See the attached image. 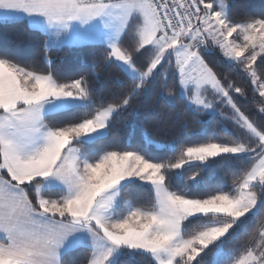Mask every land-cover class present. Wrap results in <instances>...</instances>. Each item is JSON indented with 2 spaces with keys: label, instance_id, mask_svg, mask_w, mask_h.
I'll return each mask as SVG.
<instances>
[{
  "label": "trees",
  "instance_id": "1",
  "mask_svg": "<svg viewBox=\"0 0 264 264\" xmlns=\"http://www.w3.org/2000/svg\"><path fill=\"white\" fill-rule=\"evenodd\" d=\"M226 19L241 22L264 21V0H225ZM47 35L31 28L25 20L0 21V61L31 73L50 75L57 83L79 81L89 103L47 114L45 124L50 129L65 130L93 119L97 112L117 106L107 133L92 141L75 140L74 144L89 160L107 153H139L144 159L160 166L166 189L181 198L205 200L217 194L233 198L235 187L241 185L263 155L249 132L229 117L224 105L219 112L209 114L191 108L180 93V79L175 67L164 60L153 75L140 80L132 78L102 43L47 48ZM131 33L121 40L123 49L131 54L136 65L148 66L150 50L136 52ZM205 64L215 73L224 88L239 91L231 94L236 112L246 117L253 127L264 134V97L257 92L247 75L243 62L230 63L222 52L199 49ZM255 73L264 80V53L254 63ZM218 96L215 97L217 99ZM224 102H221V105ZM231 109V107L229 108ZM232 110V109H231ZM238 110V111H237ZM235 112V111H234ZM150 141V142H149ZM151 141L165 146L158 148ZM172 144L173 147H170ZM247 146L250 153L220 155L204 162H190L181 169L179 162L187 159V150L209 145ZM25 185L30 201L39 209L33 184ZM259 200L255 213L239 221L231 216H196L184 222V236L192 239L202 229L212 225L207 220L233 224V231L222 241L225 254L216 258L217 245L206 249L192 264H232L245 254L264 223V189L254 187ZM47 198L60 199L63 191L46 190ZM121 206L115 214L124 216L126 206L142 211L155 209L152 188L132 180L120 189ZM92 248L81 245L64 253L60 264H89ZM114 264H155L141 252L125 250ZM176 264H182L178 261Z\"/></svg>",
  "mask_w": 264,
  "mask_h": 264
},
{
  "label": "rangeland",
  "instance_id": "2",
  "mask_svg": "<svg viewBox=\"0 0 264 264\" xmlns=\"http://www.w3.org/2000/svg\"><path fill=\"white\" fill-rule=\"evenodd\" d=\"M195 1L200 10L199 19L189 29L177 35H167L162 31L153 8L146 0H95L88 3L91 5L90 7L78 10L79 16L82 17V23L74 22L73 29L70 30L73 35L85 37L86 40L104 43L109 48L112 59L132 78L144 80L147 76H151L158 66L167 59L169 64L175 67L180 79V93L186 98L188 105L195 110L215 114L219 110L214 103H221L224 100L222 105L219 104L220 108H224V104L228 105L226 109L230 111L229 117L249 132L258 144L257 151L263 150V155L243 183L235 187L237 196L230 198L223 194H217L205 200H189L170 193L163 183L160 166L144 159L139 153L131 152L130 156L124 158H122L123 153H116L120 156L112 153L107 154L109 158L103 160L108 162L103 165L105 172L98 174V181L94 185V190L98 186L100 192L99 197L94 200L93 206H96L100 201L102 207L97 208L99 214L96 219H99L96 224L101 230V236L97 243H92L94 250L92 264H114L125 250L147 254L155 264H176L178 261H182V264H192L213 245H217L215 256L220 258L225 254L222 241L233 231V224L207 220V223H212L211 226L202 229L192 239H187L184 236V222L196 216L209 215L231 216L235 221H239L243 216L257 211L259 200L253 188L262 187L264 189V134L256 130L238 110L236 112L231 94L239 93V91L233 89L230 92V89L223 87L215 73L201 58L199 49L212 50L213 47H216L228 62H243V67L250 77L253 88L264 97V80L259 78L254 70L255 61L264 53V21L233 24L226 19L228 3L225 0ZM138 3L141 13L136 11ZM140 14L143 16L142 18ZM132 19H134V23L131 29L136 32L133 48L136 52H140L148 47L147 49L153 52L148 66L144 70L136 67L133 59L123 51L121 44L119 45V41ZM43 30L52 29L43 24ZM182 33L184 37L181 39L179 35ZM30 75L38 79L40 88L38 94L34 96V107L41 105L39 104L40 100H49L46 102L47 104L42 105L50 106L49 108L55 106L50 109L55 111L72 104L90 102L88 98L84 99L78 94L77 85L73 86L78 90L77 94L72 93L76 96L69 97L67 96L69 93L60 86L55 89L52 87L51 82L54 85L60 83L57 84L50 75ZM15 80L17 79L14 74L7 75L4 71L0 72V90L4 91V95L15 96L16 100H21L26 93L21 94L14 83ZM216 96L220 97L221 101L218 98L214 99ZM26 97L29 98V96ZM29 107L30 105L27 106V108ZM230 107L232 110L229 109ZM117 110V106H109L97 112L93 119L82 123L80 128L68 131L73 136H80L83 141H92L107 133L110 120ZM65 130L67 131V129ZM67 134L61 136L57 134L55 167L45 177L44 184L38 189V193L52 182H64L69 176L67 163H64L66 156L61 155L60 146L61 142L67 141V138L65 139ZM151 142L158 148L165 146L159 141ZM169 146L173 147L172 144ZM250 152L251 150L243 145L215 144L191 148L187 150V159L179 162L177 168L181 169L187 163L204 162L220 155H240ZM75 168L73 165V173ZM132 180H139L152 188L155 195V209L142 211L127 205L124 216L119 217L115 211L121 206L120 189ZM80 191L84 192L83 189ZM38 193H36L37 204L40 209L46 210L47 208L43 204L45 198L40 197ZM80 194H82V198H74L77 201V206L81 203H84V206L86 204L89 206L93 202L91 193L85 197L86 192L80 193L78 190L73 191L72 196ZM71 200V197L67 198L60 204L59 215L64 218L68 215L73 216L71 219L79 223H93L89 217L86 219L81 217L84 213L79 208L76 209L75 203H72ZM64 204H70L72 208L76 209V214H70V208ZM91 211L88 215L91 214ZM232 264H264V223L254 237L250 249Z\"/></svg>",
  "mask_w": 264,
  "mask_h": 264
},
{
  "label": "crops",
  "instance_id": "3",
  "mask_svg": "<svg viewBox=\"0 0 264 264\" xmlns=\"http://www.w3.org/2000/svg\"><path fill=\"white\" fill-rule=\"evenodd\" d=\"M92 2L94 1L0 0V21L25 20L31 28L40 30L47 35V48L96 43L86 40L85 37L73 35L70 30L73 29L74 22L82 23V17L79 16L78 10L90 7L91 5L88 3ZM148 3L150 4L149 1ZM136 11L141 13L139 3ZM140 17L143 16L140 14ZM133 23L134 19L130 21L125 34L119 41V45L126 33L130 32L135 38L136 32L131 29ZM43 24H46L52 30H43ZM179 36L181 39L184 37L183 33ZM163 42H166V40H163ZM132 45H135V41ZM123 51L132 58L131 54L127 53L128 50L123 49ZM150 54L151 56L153 54L151 50ZM137 66L142 70L145 69L143 65ZM2 71L7 75L14 74L17 79L14 81L15 85L19 88L21 94L23 92L26 94L23 99L16 100L15 96L4 95V91L0 90V264H60V259L64 253L81 245H89L92 248V257L89 262V264H92L94 259L92 243H97L101 236V230L96 224L99 219H96L99 214L97 208L102 207L100 201L97 202L96 206H93L94 200L99 197L100 192L98 186L94 190V185L98 181V174L105 172V166L103 165L108 162L103 160L109 158L107 155L109 153L101 155L95 161H91L79 151L74 141L82 139H80V136L71 135L68 130L80 128L82 123L67 129V131L50 129L45 124L44 117L47 114L59 112L73 106L85 105V103L72 104L55 111L50 110L55 106L49 108L50 106L42 105L47 104L46 102H49V100H40L39 104L41 105L34 107V96L40 90L38 79L30 75L31 73L4 61H0V72ZM151 76H147L144 80ZM51 85L54 89L60 86L69 93L67 95L69 97L76 96L78 90L73 86L77 85L79 88L78 94L87 99L78 81L59 85H54L51 82ZM26 96H29V98ZM218 100H220V97H218ZM223 102L225 101L223 100ZM15 103L17 106H14ZM27 104L30 105L29 108H27ZM219 104L221 103H214L217 108H219ZM57 134L60 136L63 134L68 135L65 137L67 141L61 142L62 145H58L61 146V155L66 156L64 163H67L69 176L64 182H52L38 193V189L44 184L45 177L55 167ZM112 154L120 156V154ZM130 154L132 153H123L122 158L130 156ZM73 165L76 167L74 173L72 171ZM35 180L40 181L33 184L34 192L45 198L43 204L47 208L46 210L40 209V207L35 209L25 188V185H29ZM53 189L63 191V196L60 199H53L43 195L46 190ZM81 189L86 192L85 197L88 193L93 195V202L89 206L87 204L84 206V203L77 206V201L74 198H82V194L72 196L73 191L79 190L80 193H84L80 191ZM70 197L72 203H75L76 209L79 208L84 213L81 217L84 219L89 217L93 223H79L71 219L73 216L68 215L64 218L59 215L61 211L60 204ZM65 206L70 208V214H76V209L72 208L70 204ZM90 211L91 214L88 215ZM65 212L67 211L65 210Z\"/></svg>",
  "mask_w": 264,
  "mask_h": 264
},
{
  "label": "built area",
  "instance_id": "4",
  "mask_svg": "<svg viewBox=\"0 0 264 264\" xmlns=\"http://www.w3.org/2000/svg\"><path fill=\"white\" fill-rule=\"evenodd\" d=\"M148 1L158 16L162 31L167 35H177L189 29L200 16L199 6L195 0Z\"/></svg>",
  "mask_w": 264,
  "mask_h": 264
}]
</instances>
